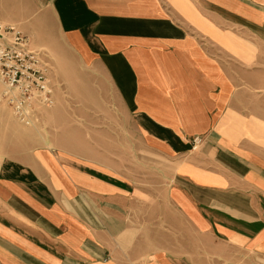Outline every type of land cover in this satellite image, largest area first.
<instances>
[{"label": "crops", "instance_id": "obj_1", "mask_svg": "<svg viewBox=\"0 0 264 264\" xmlns=\"http://www.w3.org/2000/svg\"><path fill=\"white\" fill-rule=\"evenodd\" d=\"M0 22L116 117L0 154V264H264V0H0Z\"/></svg>", "mask_w": 264, "mask_h": 264}, {"label": "built area", "instance_id": "obj_2", "mask_svg": "<svg viewBox=\"0 0 264 264\" xmlns=\"http://www.w3.org/2000/svg\"><path fill=\"white\" fill-rule=\"evenodd\" d=\"M50 60L17 25L0 22V104L11 107L21 124L32 125L38 111L55 104ZM202 141L195 136L194 148Z\"/></svg>", "mask_w": 264, "mask_h": 264}, {"label": "rangeland", "instance_id": "obj_3", "mask_svg": "<svg viewBox=\"0 0 264 264\" xmlns=\"http://www.w3.org/2000/svg\"><path fill=\"white\" fill-rule=\"evenodd\" d=\"M34 48L40 47L34 46ZM66 58L69 59L70 57L67 56ZM50 61L53 66L55 104L52 107H47V109L43 108L40 112L38 111L33 126L21 124L15 114H13L11 107L4 103L0 104V154H5L6 156L8 154H24L28 151L34 152L40 148L41 141L42 147L55 152L57 147L55 144L56 137L66 132H69L70 135L72 128H67L66 126L88 119L105 120L116 118L114 112H110L101 105L100 101L102 102L104 97L89 96L87 92L79 97L72 96L66 87V83L60 77L58 65L55 64L54 59L51 58ZM64 72L66 75H71L70 77L73 76V73L76 74L74 77L78 78L79 76L75 69L73 70L71 63H67L64 66ZM72 81L74 84L83 83V81L79 80L72 79ZM81 91L87 90L82 88ZM76 98L83 100V102H78ZM88 101L90 103H87ZM91 107L95 111L89 110Z\"/></svg>", "mask_w": 264, "mask_h": 264}, {"label": "bare ground", "instance_id": "obj_4", "mask_svg": "<svg viewBox=\"0 0 264 264\" xmlns=\"http://www.w3.org/2000/svg\"><path fill=\"white\" fill-rule=\"evenodd\" d=\"M13 114H14V113H13ZM35 116H36V115H35ZM35 116L33 117V121H34V122H33V124L30 125V126H33V125L35 124V121H36V120H35Z\"/></svg>", "mask_w": 264, "mask_h": 264}]
</instances>
